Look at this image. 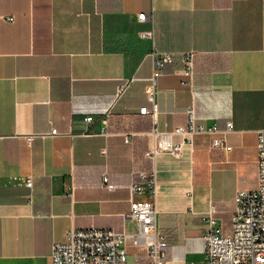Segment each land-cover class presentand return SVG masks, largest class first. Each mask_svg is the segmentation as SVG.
I'll return each mask as SVG.
<instances>
[{"label":"crops","instance_id":"1","mask_svg":"<svg viewBox=\"0 0 264 264\" xmlns=\"http://www.w3.org/2000/svg\"><path fill=\"white\" fill-rule=\"evenodd\" d=\"M142 12L152 20L139 19ZM151 28L153 40L138 36ZM153 49L195 51L192 84L176 64L159 75L157 127L184 124L193 103L206 124L232 122L230 150L200 133L176 137L180 156H144L153 121L138 108L151 105ZM106 109L110 134L99 119L83 120ZM54 126L60 132L50 134ZM259 129L264 0H0V264H51L52 244L69 228L134 230L128 184L136 167L155 170L168 264L203 260L201 214L213 204L229 231L234 195L249 189L231 182L245 165L257 174ZM127 248L134 262L135 248Z\"/></svg>","mask_w":264,"mask_h":264},{"label":"built area","instance_id":"2","mask_svg":"<svg viewBox=\"0 0 264 264\" xmlns=\"http://www.w3.org/2000/svg\"><path fill=\"white\" fill-rule=\"evenodd\" d=\"M139 19L149 18L152 13L138 14ZM11 19V17H9ZM138 36L153 40V28L139 31ZM153 58L152 73L146 85V97L150 106L142 105L138 113L149 114L153 126L149 131L150 146L144 156L154 159L160 151H169L180 156L182 141L179 136L191 140L195 134L211 135V145L215 148L230 150L226 141V132L232 128V122H226V129H219L216 123L206 124L196 115L194 104L186 109V121L172 130H162L156 125L158 105L156 102L157 81L160 74L169 64L178 65L179 70L187 77L186 83L192 84L194 73L195 51H151ZM128 82L118 86L116 95L124 92ZM112 118L110 109L95 116L86 113L83 120L87 124L99 119L102 123L100 132L110 134L108 125ZM60 131L52 127L50 134ZM89 128L83 133H93ZM37 134L26 135L29 142ZM129 141V134H124ZM257 150V185L255 188L238 190L234 195V210L231 216L229 231H225L215 215L213 204L201 214L205 226L202 231L204 259L191 261L189 264H264V129L256 134ZM136 178L129 184L130 216L136 221L131 231H116L111 228L87 227L69 228L65 239L55 241L51 247V264H168L166 259L169 235L157 222L155 198L157 194V178L151 168H135L132 172ZM107 182V176L103 177ZM32 177L26 179V185L32 187ZM108 187L114 184L108 183ZM135 248V261L130 262L127 243Z\"/></svg>","mask_w":264,"mask_h":264},{"label":"rangeland","instance_id":"3","mask_svg":"<svg viewBox=\"0 0 264 264\" xmlns=\"http://www.w3.org/2000/svg\"><path fill=\"white\" fill-rule=\"evenodd\" d=\"M257 185V174L254 167L250 165H245L242 167V173L239 177H234L231 186L239 187V188H255ZM229 222L226 223V227H228Z\"/></svg>","mask_w":264,"mask_h":264}]
</instances>
